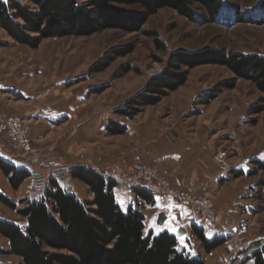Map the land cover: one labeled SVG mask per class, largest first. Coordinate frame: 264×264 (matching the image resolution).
<instances>
[{
	"label": "rangeland",
	"instance_id": "rangeland-1",
	"mask_svg": "<svg viewBox=\"0 0 264 264\" xmlns=\"http://www.w3.org/2000/svg\"><path fill=\"white\" fill-rule=\"evenodd\" d=\"M1 1L5 2V0ZM17 1L33 8L28 0ZM75 1L82 5L87 0ZM224 4L226 5L223 6L221 15L213 23L191 22L172 10L162 9L150 16L135 32L127 33L118 28H109L88 36L47 38L41 40L36 49L17 44L0 28V59L4 70L15 61L21 63L20 68L14 70L13 77L22 78L29 89L36 88L42 91L59 89L60 93L57 97L59 106L56 108H60L62 101L68 98L87 100L81 103L74 121L60 128L58 139L56 138L59 147L56 157L72 165L81 162L84 153L92 155L100 153L103 166L100 170L92 171L102 178L107 175H119L140 181V176L134 173V170L136 165H141L153 167L161 178L170 183L168 179L162 177L157 167L138 158L141 142L136 136L128 137L127 126L145 130L160 127L161 131L172 126L177 128L179 125H184L186 119L184 115L195 117L193 121H196L198 115L205 114L204 117L207 116L209 124L212 123L213 130L218 133L219 146L212 156V161L218 151H223L226 154L227 165L244 169L246 177L239 179L235 185L239 188L242 186L241 191L249 186L252 188L249 190L252 194L250 193L251 197L247 202L256 209L244 224L247 232L243 231L231 236L235 237L231 242L234 241L236 244L239 240L245 242V256L242 261H231L233 254L227 250L228 243H226L231 237L211 253L215 256L219 251L223 258L226 257L233 264H254L248 259L253 249L257 247L252 244L264 238V172L255 164V162H264V111L261 114L251 115L250 108L258 104L262 94L251 82L236 79L226 67L204 64L192 69L181 67L179 72L188 71L185 84L162 98L156 105L136 107L135 110L128 106V102L142 92L152 78L159 76L165 70L172 53L196 54L217 50L240 55L264 56V13L260 11L264 6V0H240ZM113 7L125 10L137 9L135 6L117 4H113ZM229 7H236V20L238 18L239 21L244 22L234 20ZM239 17H242V20ZM230 81L233 83V88L223 89L215 100L203 104L204 97L208 93ZM120 110L130 113L139 111V113L128 119L120 114ZM96 111H102L108 119H116L120 122L116 124L125 126L124 134L112 135L108 131L106 140L98 138L86 142L81 130L78 132L76 129L72 130ZM91 124L89 123L90 127ZM28 126L29 142L30 125ZM63 134L69 135L63 136ZM30 145L34 153L26 156H21L18 150L12 149L24 159L41 154L38 146L31 143ZM133 157L137 158L133 159ZM217 167L220 175L222 169ZM72 180L74 189L80 193L77 195L78 198L83 202L92 201V195L86 184L74 178ZM230 180H233V177ZM113 183L119 188L121 195L141 192L124 193L122 187ZM170 185L176 193L192 197V200L190 198L188 204L182 207L191 208L200 221L213 219L219 225L228 222L230 225L243 217L231 215L229 205L236 195L231 185L213 199L198 192L183 191L172 186L171 183ZM13 196L19 197L18 191L14 192ZM199 198H205L213 204L211 212L205 219H201L197 214L199 208L196 200ZM21 208L22 206L19 205L17 209ZM0 209L5 214L3 216L8 219H21L1 202ZM225 220L231 221L225 222ZM0 246L4 247V237L1 234ZM198 250L202 255L207 254L201 245L198 246ZM0 260L8 264H21L18 258L10 255L0 254ZM204 264L208 263L204 262ZM210 264L220 263L216 258Z\"/></svg>",
	"mask_w": 264,
	"mask_h": 264
},
{
	"label": "trees",
	"instance_id": "trees-1",
	"mask_svg": "<svg viewBox=\"0 0 264 264\" xmlns=\"http://www.w3.org/2000/svg\"><path fill=\"white\" fill-rule=\"evenodd\" d=\"M28 1L33 8L17 0H0V28L17 44L36 49L41 40L47 38L88 36L109 28L135 32L162 9L172 10L191 22L213 23L221 15L224 3L240 0H87L82 5L75 0ZM113 4L137 9H116ZM229 9L236 20V7ZM260 11L264 13V6ZM236 21L244 22L238 18ZM204 64L226 67L236 79L251 82L262 97L250 108V114L264 111V56L217 50L172 53L165 70L152 78L128 106L135 110L156 105L185 84L188 71L179 72L181 67L192 69ZM223 85L208 93L203 104L215 100L223 89L233 88L232 81ZM119 112L128 119L139 113ZM125 128L110 122L107 129L112 135H121ZM255 164L264 172V162ZM0 169L10 176L14 189L28 177L27 172L1 161ZM71 176L86 184L92 201L78 200L55 182L39 201L22 200L17 214L27 221L24 229L0 221V234L9 242L6 255L19 257L21 264H204L202 259L190 258L178 250L176 238L168 233L145 237L142 214L132 208L127 211L119 208L113 195L116 188L113 182L83 168L72 170ZM238 176L236 174L235 178ZM0 202L15 209V205L2 196ZM196 234L207 253L225 241L223 238L208 241L199 232ZM248 259L254 264H264V241Z\"/></svg>",
	"mask_w": 264,
	"mask_h": 264
},
{
	"label": "crops",
	"instance_id": "crops-1",
	"mask_svg": "<svg viewBox=\"0 0 264 264\" xmlns=\"http://www.w3.org/2000/svg\"><path fill=\"white\" fill-rule=\"evenodd\" d=\"M20 64V62L15 61L7 70H4L0 59V117H16L27 122L30 125L29 142L38 146L41 154L26 159L20 158L7 139L0 136V161L28 173V177L19 185L20 187L14 189L9 182L10 176H6L0 169V196L18 208L22 200L39 201L45 191L50 189L51 183L55 182L63 191L74 195L81 201L77 196L80 193L74 189L71 171L76 168L100 170L103 166L101 154L84 153L81 162L72 165L60 161L56 155L59 152L57 139L60 128L74 121L81 103L87 102V100L85 98H68L62 101L60 108H56L59 106L57 97L60 90L29 89L22 78L13 77L14 70H18ZM9 70H11L10 73L7 72ZM204 116L205 114H200L196 117V121H193L195 117L184 115L186 118L184 125H179L177 128L172 126L161 131L160 127L145 130L128 125L126 134L130 138L136 136L141 142L139 146L141 151L137 150L140 153L138 158L157 167L162 177L168 179L172 186L178 189L198 192L213 199L231 185L236 195L232 199L229 209L231 215L243 216L239 221L230 225L228 221L233 218L225 220L228 223H221V225L213 219L200 221L191 208L172 207L168 199L163 196L142 192L121 195L117 187L113 190V195L116 204L122 211L132 208L142 214L145 237L149 235L156 237L162 233H168L176 238L178 250L190 258H200L208 264L217 258L220 264H233L226 257L223 258L219 251L216 252L215 256L211 252L202 255L198 250V246L201 245L202 247V242L196 231L208 241L214 238L226 240L240 232H245L247 227L244 224L247 223L248 216L256 210L247 202L251 197L249 190L252 188L249 186L246 190L244 188L241 191L242 186L239 188L235 185L239 179L246 177L242 167H237L234 171L219 176L218 167L212 161V156L219 146L218 133L213 130L212 123L209 124L208 119H206L207 116ZM110 122L120 123L116 119H108L102 111H96L83 123L74 126L72 130L76 129V132L81 130L86 142L98 138L106 140ZM89 123H92V127ZM66 135L69 134H63V136ZM116 141L118 142V140ZM136 158L133 157V159ZM235 173L239 175L238 178H235ZM231 177L233 180H230ZM17 191L19 197H14L13 194ZM157 198H159V207L157 206ZM17 208L9 209L21 219H8L3 216L5 214L0 209V221L24 229L27 221L18 216ZM260 241H264V238ZM260 241H254L255 243L252 244L257 246L255 249L260 247ZM248 243L251 244L252 241H248ZM8 251L9 242L4 238V247L0 246V254L5 256ZM209 254L210 256H207ZM13 257L20 260L19 257ZM0 264L8 263L0 260Z\"/></svg>",
	"mask_w": 264,
	"mask_h": 264
},
{
	"label": "built area",
	"instance_id": "built-area-1",
	"mask_svg": "<svg viewBox=\"0 0 264 264\" xmlns=\"http://www.w3.org/2000/svg\"><path fill=\"white\" fill-rule=\"evenodd\" d=\"M28 131L29 126L25 121L16 117H0V136L5 137L11 147L18 150L21 156L34 153V150L28 142ZM225 159L226 154L223 151H218L213 157V162L222 169L219 176L232 172L236 168L227 165ZM134 171V173L140 176V181L130 180L129 178L126 179L119 175H107L104 178L108 181L111 180L122 187L124 193L141 191L155 196H165L168 198L172 207L185 206L188 204L190 198L192 200V197H189V195L178 194L173 191L170 183L161 178L153 167L136 165ZM196 201L199 208L197 214L201 216V219H205L208 213L211 212L213 204L205 198H199ZM233 239H235V237H231L226 242L228 243L227 250L233 254L231 261H242L245 256V242L243 243V241L240 242L239 240L236 244L234 241L231 242Z\"/></svg>",
	"mask_w": 264,
	"mask_h": 264
},
{
	"label": "snow or ice",
	"instance_id": "snow-or-ice-1",
	"mask_svg": "<svg viewBox=\"0 0 264 264\" xmlns=\"http://www.w3.org/2000/svg\"><path fill=\"white\" fill-rule=\"evenodd\" d=\"M157 206L159 207V198H157ZM181 240H183V238H181Z\"/></svg>",
	"mask_w": 264,
	"mask_h": 264
}]
</instances>
